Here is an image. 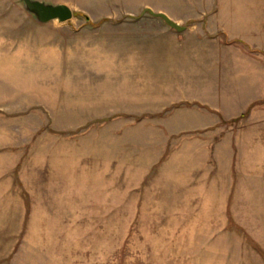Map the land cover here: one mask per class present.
Here are the masks:
<instances>
[{
    "label": "rangeland",
    "instance_id": "obj_1",
    "mask_svg": "<svg viewBox=\"0 0 264 264\" xmlns=\"http://www.w3.org/2000/svg\"><path fill=\"white\" fill-rule=\"evenodd\" d=\"M38 1L73 16L0 0V264H264V0Z\"/></svg>",
    "mask_w": 264,
    "mask_h": 264
},
{
    "label": "water",
    "instance_id": "obj_2",
    "mask_svg": "<svg viewBox=\"0 0 264 264\" xmlns=\"http://www.w3.org/2000/svg\"><path fill=\"white\" fill-rule=\"evenodd\" d=\"M24 4L26 11L32 14L35 19L41 23L45 24L51 21H57L58 23H64L69 21L72 16V10L64 4H50L46 2H41L38 0H21ZM148 13L155 18H159L165 22L167 26L171 29L182 32L185 30L184 26L173 22L167 15L161 12H153L150 9H144L143 14Z\"/></svg>",
    "mask_w": 264,
    "mask_h": 264
},
{
    "label": "crops",
    "instance_id": "obj_3",
    "mask_svg": "<svg viewBox=\"0 0 264 264\" xmlns=\"http://www.w3.org/2000/svg\"><path fill=\"white\" fill-rule=\"evenodd\" d=\"M1 152V150H0ZM2 153V152H1ZM1 153H0V159H1ZM9 182L8 176H7V170L5 168L0 167V186H5V184Z\"/></svg>",
    "mask_w": 264,
    "mask_h": 264
}]
</instances>
